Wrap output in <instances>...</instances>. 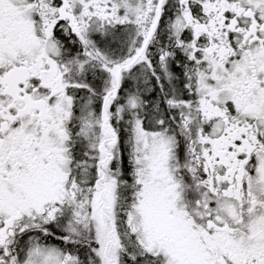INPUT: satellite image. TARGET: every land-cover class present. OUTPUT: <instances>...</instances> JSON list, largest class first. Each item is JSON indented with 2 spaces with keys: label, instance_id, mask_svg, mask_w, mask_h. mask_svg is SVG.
Wrapping results in <instances>:
<instances>
[{
  "label": "snow or ice",
  "instance_id": "snow-or-ice-1",
  "mask_svg": "<svg viewBox=\"0 0 264 264\" xmlns=\"http://www.w3.org/2000/svg\"><path fill=\"white\" fill-rule=\"evenodd\" d=\"M0 264H264V0H0Z\"/></svg>",
  "mask_w": 264,
  "mask_h": 264
}]
</instances>
